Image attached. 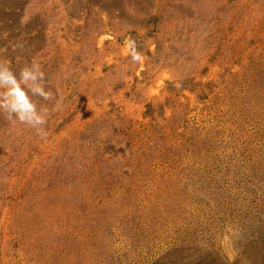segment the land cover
I'll return each mask as SVG.
<instances>
[{
  "label": "rangeland",
  "instance_id": "rangeland-1",
  "mask_svg": "<svg viewBox=\"0 0 264 264\" xmlns=\"http://www.w3.org/2000/svg\"><path fill=\"white\" fill-rule=\"evenodd\" d=\"M46 135L0 111V264H264V0H0Z\"/></svg>",
  "mask_w": 264,
  "mask_h": 264
},
{
  "label": "clouds",
  "instance_id": "clouds-1",
  "mask_svg": "<svg viewBox=\"0 0 264 264\" xmlns=\"http://www.w3.org/2000/svg\"><path fill=\"white\" fill-rule=\"evenodd\" d=\"M48 99L51 95L44 86V73L33 63L13 71L10 61H0V111L8 117L35 128L39 135H46L45 109L37 110L31 96Z\"/></svg>",
  "mask_w": 264,
  "mask_h": 264
}]
</instances>
